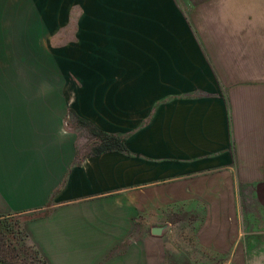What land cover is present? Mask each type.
<instances>
[{
    "label": "crops",
    "instance_id": "obj_1",
    "mask_svg": "<svg viewBox=\"0 0 264 264\" xmlns=\"http://www.w3.org/2000/svg\"><path fill=\"white\" fill-rule=\"evenodd\" d=\"M13 217L46 264H264V0H0Z\"/></svg>",
    "mask_w": 264,
    "mask_h": 264
},
{
    "label": "rangeland",
    "instance_id": "obj_2",
    "mask_svg": "<svg viewBox=\"0 0 264 264\" xmlns=\"http://www.w3.org/2000/svg\"><path fill=\"white\" fill-rule=\"evenodd\" d=\"M54 4L56 5V2H54ZM51 6H53L52 3ZM54 13L55 8L53 7L51 8V15ZM72 16L73 11L71 17ZM53 26L54 23H52L51 21V29ZM68 27L71 31H73V22H70ZM55 38H57V36L52 37L51 45H57V43H55ZM91 137L94 136L92 135ZM19 227L22 228L20 217H13L12 219L10 218V220H0V254L6 256L10 261L26 264H42L41 262H39L38 258L35 257L34 245L27 238L23 239L22 234H19L18 237L17 230ZM15 241H18L20 247L22 248L19 252H16L13 249V246H15Z\"/></svg>",
    "mask_w": 264,
    "mask_h": 264
},
{
    "label": "trees",
    "instance_id": "obj_3",
    "mask_svg": "<svg viewBox=\"0 0 264 264\" xmlns=\"http://www.w3.org/2000/svg\"><path fill=\"white\" fill-rule=\"evenodd\" d=\"M71 113L74 112L71 111ZM80 121L83 125L88 127L91 135L95 137L96 144L92 147V153L99 154L102 152H109V151L122 152L126 150L125 137L123 135L106 133L100 130L99 128H97L96 126H94L92 123H90L87 120L81 119ZM19 234H22L23 239L26 238L28 239V235L21 227H19L17 230L18 237ZM13 249L16 252H19L22 249L18 241L17 242L15 241V246H13ZM34 253H35V257L38 258L39 262H41L42 264H46V261L43 259L39 250L36 247L34 249ZM0 264H26V263L10 261L6 256L0 254Z\"/></svg>",
    "mask_w": 264,
    "mask_h": 264
},
{
    "label": "water",
    "instance_id": "obj_4",
    "mask_svg": "<svg viewBox=\"0 0 264 264\" xmlns=\"http://www.w3.org/2000/svg\"><path fill=\"white\" fill-rule=\"evenodd\" d=\"M162 231H163V227H156L154 229L155 234H161Z\"/></svg>",
    "mask_w": 264,
    "mask_h": 264
}]
</instances>
